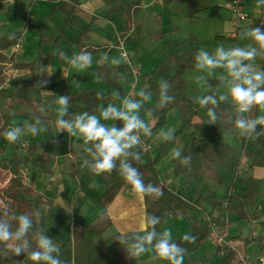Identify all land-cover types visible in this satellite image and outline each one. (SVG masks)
<instances>
[{
	"label": "crops",
	"instance_id": "1",
	"mask_svg": "<svg viewBox=\"0 0 264 264\" xmlns=\"http://www.w3.org/2000/svg\"><path fill=\"white\" fill-rule=\"evenodd\" d=\"M232 0H73L71 2H58L57 0H0V39L19 34L22 43L11 51L3 53L7 58L16 54L18 65H28L23 69H14L11 64L0 61V90L17 92L28 101L14 99H0V119L8 118L9 127L23 126L25 121L34 122V117H39L46 132L37 135H23L18 141L22 147L38 145L45 151L50 159L51 176H47L32 164L29 155L22 151L21 173L24 186L42 197L43 202L38 203L36 210L40 213V223L35 231L44 230L54 242L61 245L68 243L71 238L73 224L88 226L106 215L111 221V227L104 234L100 243L105 246L110 255H114L121 247L113 238L126 232L129 236L136 234L139 225L146 216L145 198L132 194L131 190L123 189L113 203L102 206L107 186L101 177L83 175L78 180L72 176V166L75 162L90 160L84 151L82 140L70 137L66 132L56 133L55 121L58 105L55 100L60 95L70 97L69 112L79 114L85 112V102L76 100V97L87 91L100 94L115 93L114 99L105 102L99 108H106L109 104L119 106L123 97L139 92L141 84H145V77L154 73L156 68L164 61L181 57L187 53H197L200 49L214 51L219 46L225 48L245 46L252 44L249 39H240L241 32L251 28L255 19L264 18V5L257 6V0H241L246 18L237 25L230 11ZM130 11V15H129ZM137 11L136 17L134 12ZM129 17L132 18L130 21ZM141 29V43L137 45V28ZM238 37V39H237ZM122 41L129 52L133 65L125 79L120 82L124 94L119 96L115 89L106 85L97 73L98 69L115 70L127 66L125 59L120 55L116 44ZM56 49H62L72 57L82 50L98 52L92 54V65L83 72L72 68L67 61L55 55ZM105 51V52H102ZM107 55L109 62L102 63ZM121 59L118 66L110 63L111 59ZM171 63L169 72L161 79L169 81L177 72ZM53 72L49 76L46 72L40 74V67H46ZM138 72L139 83L134 86V73ZM222 70H217L219 73ZM196 69H190L183 75L187 85L186 93L190 98L207 94L195 82L198 75ZM160 79V80H161ZM47 80L44 88L38 89L37 82ZM158 80L155 86H158ZM209 83L213 90L226 92V88L215 78ZM146 88V87H145ZM144 88V89H145ZM41 91L53 94L42 95ZM155 98L151 97L145 105L153 106ZM43 105L44 113L37 109ZM178 113V112H177ZM99 115L98 113H95ZM258 108L245 114L252 118L261 115ZM141 115V112H140ZM172 115L178 114L171 111L168 115L170 122ZM180 115V114H179ZM152 126V116L148 114L143 118ZM119 127H122L121 121ZM107 126H112L115 121H102ZM207 127H211L208 122ZM181 125V117L176 121V127ZM218 140L243 155V145L227 131H219ZM141 144L149 142L148 137L141 136ZM165 141L158 136L149 145L153 155L156 156L158 148ZM15 154L12 143L0 135V160L10 159ZM171 155L167 156L157 166V171L163 184L174 194L185 198L187 203L195 202V186L192 185L187 193L184 191L185 177L175 176ZM165 163V164H164ZM165 167V168H164ZM162 172V173H161ZM217 172L222 179V184L215 180L210 188L221 199L226 200L231 194H244L249 188V180H263L264 169H251V164L245 158L237 175L227 167L219 166ZM13 177L9 172L0 169V200L10 186ZM95 179L99 187L91 188L89 185ZM212 180V179H211ZM264 182L259 188L256 203H261L257 212L259 220L250 219L248 226H243L239 216L234 213L213 212L211 208L205 210L221 222V228L228 233L227 249L235 254L232 264H242L248 261L258 264V258L263 254L261 244L264 237L259 234V228H264ZM26 200L36 205L35 197ZM254 211H251V215ZM202 212H191L187 215L173 217L160 225V230L171 229L173 239L182 241L184 234L193 235L192 218L201 220ZM34 232L31 239L34 240ZM142 234V233H140ZM248 242V244H246ZM217 246L208 240L196 251L184 256L183 264H222V256L217 253ZM147 253L139 258H130L127 264H151ZM16 264H33L28 258ZM155 264H168L167 261H156Z\"/></svg>",
	"mask_w": 264,
	"mask_h": 264
},
{
	"label": "trees",
	"instance_id": "2",
	"mask_svg": "<svg viewBox=\"0 0 264 264\" xmlns=\"http://www.w3.org/2000/svg\"><path fill=\"white\" fill-rule=\"evenodd\" d=\"M137 11L134 12L136 17ZM130 15V11H129ZM130 21L132 18L129 17ZM264 18L255 19L251 27H261L264 30ZM141 29L137 28V45L141 43ZM238 39V37H237ZM22 43V36L19 34L8 36L0 39V61L2 63L11 64L14 69H23L29 67L28 65H18L16 54L7 58L3 53L11 51ZM254 44V42L252 43ZM118 43L115 48L117 49ZM90 52V51H88ZM105 52V51H102ZM91 54L98 52H90ZM196 53L190 52L181 57H175L170 60L162 62L150 76L145 77L147 82L141 84L146 90L152 93L151 97L155 98L153 106L144 105L141 110V117L144 118L149 112L152 113L153 136L148 137L149 143L158 137L157 133L161 129H165L168 123V115L171 111L177 110L181 117V125L175 132V139L173 141L164 142L158 148L156 156L151 151H145L142 144L139 145L134 151L140 153V160H132L131 163L141 173L144 182L152 183L161 188L163 195L158 199L152 197H145L146 201V215H156L160 217L161 223L157 225V230H160V225L173 217L187 215L189 213L201 211L207 212L205 208H211L213 212L234 213L239 216L240 220H259L257 214L260 205L256 203L258 191L264 179L249 180V188L244 194H231L226 200L221 199L208 184V180H215L218 184H222V179L217 172L219 166L227 167L234 175L238 174L241 159L245 158L251 164V169L261 168L264 169V137L259 139H249L241 137L234 126L236 114L233 106L229 102H224L216 108L218 115L217 124H211V127L206 126L208 117L206 115V108H201L190 98L187 93V85L183 80V75L186 71L195 68ZM177 69L176 74L168 81L171 84L169 94L175 97L174 101L163 109L156 108L158 101V86L155 82L165 76L169 70L171 63ZM256 65L264 68V60L257 58ZM128 66L119 67L115 70H107L104 68L98 69L100 79L108 86L115 89L117 94L121 97L124 94L123 87L120 82L125 79L128 73ZM17 98L21 101H28L27 98L22 97L17 92H10L0 90V99H14ZM114 99L113 93L102 94L98 97V93L94 91H87L81 93L76 97V100L85 102V112L95 114L99 112V108L107 101ZM115 126L119 128V123L115 121ZM9 128L8 118L3 117L0 119V133ZM259 130V126H258ZM219 131H227L232 135L238 137L243 145V155L241 156L236 150L228 145L221 143L218 140ZM15 149V154L6 160H0V169L9 172L13 179L10 186L3 194V199L9 204L11 211L14 215L22 213L37 212L36 207L38 203H42V197L26 188L23 183L21 173V158L19 152H26L32 160L33 166L40 169L47 176H51L50 159L45 151L38 145L34 144L29 147H22L19 142L12 143ZM173 148L181 151L182 155H190L191 162L188 166H182L179 160H172L173 170L175 176H184L185 185L184 191L187 193L192 185L195 186V202L193 204L187 203L185 198L179 197L171 192L162 182L160 175L157 171L159 163L171 154ZM84 162H75L72 166V176L74 180H78L83 175L93 177L87 167H84ZM98 177V176H97ZM101 177L107 186V192L101 201L102 206H108L119 193L123 190H131L118 172L113 171L111 174H103ZM27 197H35L36 205L32 204ZM254 213L251 215V211ZM202 220V219H201ZM217 225L221 226L219 219L214 218ZM191 224L193 227L194 242H183L182 247L186 248L185 253L189 254L200 247H202L208 240L209 229L206 225L200 224V220L192 218ZM264 227V221L261 223ZM111 227V221L106 215L88 226H81L73 224L71 228V238L66 244L61 245L60 259L64 264H127L129 257L127 256L125 245L114 254L110 255L108 250L103 246L100 241L103 240L104 234ZM119 236L113 239L117 241ZM31 239V232L28 236ZM248 244V242L246 243ZM261 250L264 254V244H261ZM217 253L222 256V264H232L235 260V254L227 248H217ZM27 258L26 255L9 256L6 258L0 255V264H16L17 262Z\"/></svg>",
	"mask_w": 264,
	"mask_h": 264
},
{
	"label": "clouds",
	"instance_id": "3",
	"mask_svg": "<svg viewBox=\"0 0 264 264\" xmlns=\"http://www.w3.org/2000/svg\"><path fill=\"white\" fill-rule=\"evenodd\" d=\"M264 5V0H257V6ZM264 23V21H262ZM240 39H249L254 44L225 48L219 46L214 51L200 49L195 55V69L198 73L194 77L195 82L207 94L194 97V102L201 108H206L208 124H217L218 115L216 108L224 102H229L234 108L236 118L235 129L241 137L259 139L264 137V114L249 118L245 114L258 108L264 113V68L256 65L257 58L264 60V30L261 27H251L241 32ZM55 55L78 72H83L92 65V54L86 50L69 57L64 50L56 49ZM102 63L109 62L105 55ZM110 63L118 66L121 59L113 58ZM217 70H222L219 73ZM53 72L46 67H40V74ZM215 77L225 88L226 92L213 90L209 83ZM47 80L37 82L38 89L46 86ZM171 84L164 79L158 82V101L156 108L163 109L175 99L170 95ZM42 95L53 94L49 91H41ZM55 95V94H53ZM102 94L98 93V97ZM116 94L113 93L115 98ZM152 93L141 88L135 97L129 94L121 98L119 106L109 104L101 108L99 115L82 112L71 114L69 112L70 97L60 95L55 100L58 105L55 121L56 133L66 132L68 136L82 140L84 151L88 153L90 160L84 161L93 177L103 174H111L113 171L130 185L132 194L143 199L152 197L158 199L163 195L160 187L152 183H145L139 170L133 166L132 160L139 161L140 153L134 151L141 145V136L152 137L153 126L147 123L140 115L145 102L151 99ZM40 113L45 112L43 105L37 109ZM151 117L152 113L149 112ZM102 121H121L122 127L107 126ZM11 126L0 135L9 143H16L23 135H37L46 132L39 117H34V122L25 121L23 126ZM259 126V130H258ZM157 135L163 141L175 139V129H161ZM171 157L179 160L182 166H188L191 162L190 155H182L181 151L173 148ZM91 188L99 187L95 179L89 185ZM40 223V213H22L14 215L8 203L0 200V255L8 257L26 255L33 264H64L60 259V245L44 233V230L35 231L36 225ZM161 223L160 217L146 215L139 225L136 234L129 236L122 231L117 241L124 244L129 258L152 253L151 264L156 261H167L168 264H183L187 251L180 243L173 239L171 229L157 230ZM30 232H34V240H29ZM142 233V234H140ZM183 242H194L195 237L189 234L182 236Z\"/></svg>",
	"mask_w": 264,
	"mask_h": 264
},
{
	"label": "built area",
	"instance_id": "4",
	"mask_svg": "<svg viewBox=\"0 0 264 264\" xmlns=\"http://www.w3.org/2000/svg\"><path fill=\"white\" fill-rule=\"evenodd\" d=\"M57 1L61 3V2H71L73 0H57ZM230 11L234 17V22L236 25L241 20L246 18V15L243 11L241 0H232L230 3ZM117 49L120 55L125 59L127 66L132 67L133 65L132 58L129 52L125 49L124 43L122 41L119 42ZM133 73H134V79H135L134 86H136L139 83L138 72L134 70ZM142 147L145 151L152 150L151 146L148 144H142ZM201 218L204 224L209 229L210 240H212L217 247L227 248L229 246L228 241H227V238H228L227 231L216 224L214 217L211 213L203 212ZM242 264H252V263L243 260ZM258 264H264V254H262L258 258Z\"/></svg>",
	"mask_w": 264,
	"mask_h": 264
},
{
	"label": "rangeland",
	"instance_id": "5",
	"mask_svg": "<svg viewBox=\"0 0 264 264\" xmlns=\"http://www.w3.org/2000/svg\"><path fill=\"white\" fill-rule=\"evenodd\" d=\"M145 105V104H144ZM147 106H150V105H147ZM173 111H175L176 112V114H178V115H176L177 117L176 118H174L173 116L174 115H172V117H171V120H170V122L168 121V123H167V126H166V128L164 129V130H168L169 128H171V129H175V127H176V121H177V123H178V120H180V115H179V112L177 111V110H173ZM172 111V112H173ZM178 112V113H177ZM13 126H14V124H13ZM180 127V125L177 127V129L175 130V132L178 130V128ZM232 135V134H231ZM232 136H234V137H236L235 135H232ZM236 138H238V137H236ZM161 140H162V138H161ZM143 142V141H142ZM164 160V159H163ZM162 160V161H163ZM161 161V162H162ZM161 162L159 163V164H161ZM165 164V163H164ZM165 168V167H164ZM162 173V172H161ZM209 182L211 183V184H213L214 183V181L213 180H211V179H209ZM0 195H1V191H0ZM260 195V200L261 199H264V197H263V195L262 194H259ZM259 205H260V207H261V203H259ZM202 216V215H201ZM239 221H240V223H242V225L243 226H248V223H247V221L248 220H240L239 219ZM259 234L262 236V237H264V228H262V227H260L259 228Z\"/></svg>",
	"mask_w": 264,
	"mask_h": 264
}]
</instances>
